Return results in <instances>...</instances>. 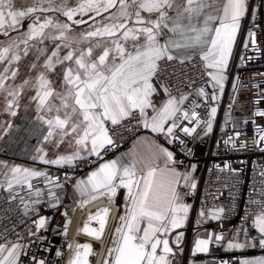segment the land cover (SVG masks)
Here are the masks:
<instances>
[{
    "label": "snow or ice",
    "instance_id": "obj_1",
    "mask_svg": "<svg viewBox=\"0 0 264 264\" xmlns=\"http://www.w3.org/2000/svg\"><path fill=\"white\" fill-rule=\"evenodd\" d=\"M250 16L249 0H76L75 6L69 0H30L20 7L15 0H0V36L5 37L0 40V116L8 117L0 121V140L13 130V120L22 109L25 113L31 110L43 132L31 159L64 168L76 167L78 161L93 156L102 160L119 146L113 132L128 129L132 121L153 134L143 138L144 153L134 152L127 161L123 157L105 161L87 179L74 184L81 209L102 198L114 203L118 191L126 190L124 212L104 264H179L184 232L178 230L187 226L191 211L185 196L197 184L189 173L178 170L183 162L160 140L184 145L181 134L192 137L202 125L208 135L217 107L210 108L207 119L201 117L196 111L201 105L189 101L188 95H173L158 74L162 62L183 65L199 58L213 91L223 93L242 24ZM25 20L27 29L21 31ZM84 24L87 30L72 34L73 25ZM242 47L260 50L256 31L247 30ZM30 54L33 59L21 74V61ZM195 94L205 103L219 100L204 87ZM257 115L264 117V111ZM259 140L264 142V134ZM231 141L229 137L225 143ZM44 145L57 151L50 157ZM40 178L64 188L58 176L0 161V189L10 194V201L24 189L37 198L26 201L21 197L25 216L29 212L39 216L36 206L42 203L44 190L34 187L32 181ZM47 195L49 206L58 208L60 200L53 188L47 189ZM260 196L253 203L264 205V189ZM224 212L223 207L210 213L201 208L197 224L220 221ZM110 214L106 207L90 214L81 232L102 241ZM48 219L39 216L34 220L35 230L29 229V236L46 229ZM93 221L98 227H90ZM70 223V219L66 221L65 236ZM252 226L264 248V212L255 214ZM5 232H0V264H46L35 254L25 261L30 247L25 237L16 233L15 239H9ZM205 232L195 240L192 257L209 253L213 244L225 240L223 234ZM226 246L227 250L243 251L256 247V242L244 231ZM68 247L73 249L71 243ZM73 253L69 264H90L89 257L99 255L87 243H77ZM240 264H264V257L243 259Z\"/></svg>",
    "mask_w": 264,
    "mask_h": 264
},
{
    "label": "built area",
    "instance_id": "obj_2",
    "mask_svg": "<svg viewBox=\"0 0 264 264\" xmlns=\"http://www.w3.org/2000/svg\"><path fill=\"white\" fill-rule=\"evenodd\" d=\"M251 16L245 19L241 34L239 48L230 71L228 86L223 93L219 90L213 91L205 75V69L199 58L192 59L183 65L177 61L162 62L159 72L160 81L166 84L173 95H188L189 101H195L201 105L196 111L201 117L207 119L211 107H217V115L213 122V130L204 135L202 128L192 137L183 136L184 145L178 142L167 144L166 147L176 153L178 160L183 163L178 165L184 172H192V178L197 187L194 192L185 196V201L193 202V214L189 225L192 232L196 217L201 208L211 212L215 208L225 209L222 220L214 221L208 226L223 234L228 241L236 237L238 233L248 231L249 238L256 242V247L251 252L264 253V248L259 246L260 234L252 226L251 217L264 212V205L253 203L261 200L260 192L264 189V142L259 137L264 130V117L257 115L264 111V0H252L250 3ZM257 32V40L260 50L253 51L251 48L244 49L242 42L247 40V30ZM239 77V80L236 79ZM259 85V87H257ZM200 87H204L210 94L219 96L218 101H205L195 93ZM235 87V91L233 88ZM189 102H186L188 106ZM126 124L128 122H125ZM187 125V122L185 121ZM193 126V125H189ZM149 133L148 130L138 127L136 121H132L128 129L120 127L113 132L118 147L112 149L102 160L89 157L87 160L78 161L76 167H64L47 171L49 176L59 177V182L64 188H55L45 183L43 178L32 181L34 187L44 190L40 198L42 203L36 207L39 216L49 217L57 209L49 206L47 201V189L53 188L59 197V209L68 211L74 201L70 198V192L75 182L83 175L92 170L99 163L109 159L119 152L130 147L141 135ZM43 132L41 126L20 120L11 133L9 140L5 143L2 152L13 157L27 158L28 151H33L41 141ZM232 137L231 143H225ZM235 145V146H233ZM193 168L195 171H193ZM70 177V179H68ZM188 192L187 188L183 189ZM9 193L0 190V232H5L9 239H15L16 233L25 237L26 243L30 245L27 249L29 255L24 257L28 261L33 254L37 260H44L46 264H68L72 258V249L68 245L80 238V233L72 235V227L76 217L80 221L88 213L99 207H109L112 215L108 227L99 247L102 244L109 245L117 219L120 206L99 200L88 205L84 211L75 210L72 215L65 217L57 214L52 222L53 226L65 230L67 220L71 223L67 227V236L55 234L47 229H41L35 236H29V229L35 230L34 220L39 219L35 212L23 214V205L20 199L26 201L37 199L35 195H29L27 189L20 192L15 200L9 199ZM112 218H115L111 226ZM15 226V227H14ZM59 237V241H54ZM243 239V237H240ZM211 258L215 264H240L241 252H224L222 242L211 246ZM60 255H57V253Z\"/></svg>",
    "mask_w": 264,
    "mask_h": 264
},
{
    "label": "crops",
    "instance_id": "obj_3",
    "mask_svg": "<svg viewBox=\"0 0 264 264\" xmlns=\"http://www.w3.org/2000/svg\"><path fill=\"white\" fill-rule=\"evenodd\" d=\"M251 1L252 0H249V4L251 3ZM29 2H30V0H15V4H16L17 7L26 6ZM75 3H76V0H69L70 6H75ZM59 18L61 20H64L65 19L63 16H60ZM77 19H79V17H77ZM85 19H88V18L85 17ZM244 23H245V20H244V22L242 24L240 37H239V39L237 41V44H236L235 49H234V52H233L232 62L229 65V73L231 71L232 65L234 63L235 56H236L237 51H238V48H239V43H240V39H241V34H242V31H243V28H244ZM27 24H28V20H25L24 21V28L21 29V31H26ZM73 29H74V32L72 34L73 35H76V34L80 33L83 30H87L88 29V25L87 24L80 25V26L73 25ZM16 35H17L16 32H13L12 33V36L13 37H15ZM4 39H5V37L0 36V40H4ZM49 48H51V45H49ZM33 55L34 54H30L29 57H27V58H25L24 60L21 61V74H23L25 71H27L24 66L29 61H31L33 59ZM229 79H230V74H229L228 80H227V82L225 84L224 91H225L226 87L228 86ZM154 99H158V98H154ZM6 119H8V117H7L6 114L0 116V121L6 120ZM20 120H22L24 122L27 121L29 123H34V124L40 126L38 122H35L34 121V113L31 110L29 112H27V113H25L23 111V109L21 110L20 115L17 116L13 120V125H14L13 130L16 128L17 123H19ZM13 130L8 135L4 136V138L2 140H0V161L7 162L10 165L11 164H15V165L23 166V167L35 168L37 170H43V171H46V172L47 171H52L54 169H58V167L55 166V165H45V164L40 163L39 161H33L31 159V157L33 155H35L36 148L33 149V151H31V150L28 151L27 158L13 157V156H11V155H9L7 153L2 152V149H3L4 145H5V143L9 140V138H10L11 133L13 132ZM152 135L153 134H151L150 132L147 133V134L141 135L138 139H136L134 141V143L130 147H128L127 149H125L122 152L117 153L116 155L110 157L109 159H107L105 161L112 160V159H116L118 157H123L125 159V161H127L128 159L131 158V156L133 155L134 152L135 153H144L146 151V146H145V144L143 142V138L151 137ZM162 141L163 140H160V143H163ZM44 147L46 148V150H48L50 157L53 155V152L57 151L56 149H52L50 145H44ZM60 151L63 154V151H64V146L63 145H61ZM105 161H103V162H105ZM103 162H101V163H103ZM101 163H99V164H101ZM99 164L96 165L88 173H86L85 175L81 176L78 180H80V179H87L88 174L91 171L95 170L99 166ZM178 170L181 171V172H184L180 167H178ZM188 173L192 177V172H188ZM70 198L74 201V205L67 211L69 213V216L72 215V213L75 210L84 211L88 205H91L92 204V203L91 204H88L86 207H84L83 209H81L79 207V199L80 198H79V195L76 192L74 186L71 189ZM102 199L105 200L106 202H108L107 199H105V198H102ZM102 199H99V200H102ZM126 199H127L126 190L120 189L118 191L117 196L115 197V202L113 203V204H116V205L120 206V210L118 212L117 219L112 218L111 226H112L113 221L115 219L114 229L118 225V218H119V216L122 215L123 212H124V208H125V205H126ZM99 200H97V201H99ZM95 202H93V203H95ZM185 203H187V204H189L191 206V211L189 213V220H188L187 226L184 229L178 230V231H183L184 232V240H183V245H182L183 246V249H184V252H183V256L182 257H178L179 264H191V262L193 260L196 261V264H215L214 261H213V259L210 256L211 253H212V249H210L209 253H207V254H198L196 257H192L191 256V250L194 247L195 240L197 238H203L204 237V235L206 234L205 230H207V234H212V233L219 234L217 231L211 229L208 226V224H210L211 222H214L216 220L208 219L203 224L198 225L197 224V220L200 219V217L198 215L196 217V219H195L194 228H193L192 232H189L188 229H189V225L191 223L192 214H193V202L189 200V201H185ZM105 207L106 206L99 207V208H97L95 210L90 211L88 213V216L90 214H94L97 210H99L101 208H105ZM106 208H109V207H106ZM109 209L111 210V214H110V218H111L112 209L111 208H109ZM65 211L66 210L57 208L54 211V213L48 217L49 219H48V223L46 225V229L49 230L52 233L64 235L63 233H64L65 230H60V229L54 227L53 224H52V222H53L52 219H54V217L57 214L63 215V213ZM110 218H109V220H110ZM253 219H254V216L251 217V221H253ZM87 220H88V217L83 218L82 221H81V224H80V227H79V232H78V235L80 233V238H77L75 240L74 245H73V249L75 248V245L77 243H87V244H91L93 246V249L99 252V255L98 256H90L89 257L90 264H104V260L106 258L107 251L112 246L111 242H112L113 235H114V229H113V232H112V235H111V238H110L109 245L106 246V244H102V246L100 248L99 247V242L100 241H97L94 238L89 237V236H87V235H85V234H83L81 232V228L83 227V225L85 224V222H87ZM108 224H109V221H108ZM90 227H94V228L95 227H98V224H96V222L93 221L91 223ZM107 227H108V225H107ZM174 236H175V233H173V237ZM227 242H228V240L225 237V240L222 241V245H223V249L222 250L224 252H241L242 253L241 260H243V259H259L261 257H264V253H254V252H251L254 247H247L243 251H240V250H227V246H226L227 245ZM73 249H72V258H73V254H74L73 253Z\"/></svg>",
    "mask_w": 264,
    "mask_h": 264
},
{
    "label": "bare ground",
    "instance_id": "obj_4",
    "mask_svg": "<svg viewBox=\"0 0 264 264\" xmlns=\"http://www.w3.org/2000/svg\"><path fill=\"white\" fill-rule=\"evenodd\" d=\"M80 221V217L79 215L76 217L75 221H74V225L72 227V235H76L78 232H76L77 226L79 224Z\"/></svg>",
    "mask_w": 264,
    "mask_h": 264
},
{
    "label": "water",
    "instance_id": "obj_5",
    "mask_svg": "<svg viewBox=\"0 0 264 264\" xmlns=\"http://www.w3.org/2000/svg\"><path fill=\"white\" fill-rule=\"evenodd\" d=\"M54 241L57 243L59 241V237H55Z\"/></svg>",
    "mask_w": 264,
    "mask_h": 264
}]
</instances>
